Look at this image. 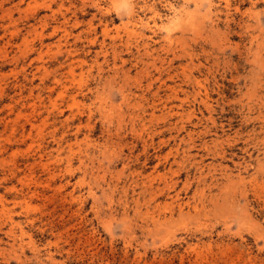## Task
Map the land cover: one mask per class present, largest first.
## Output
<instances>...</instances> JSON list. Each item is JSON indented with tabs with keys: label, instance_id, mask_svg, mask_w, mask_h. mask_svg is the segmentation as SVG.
<instances>
[{
	"label": "rangeland",
	"instance_id": "rangeland-1",
	"mask_svg": "<svg viewBox=\"0 0 264 264\" xmlns=\"http://www.w3.org/2000/svg\"><path fill=\"white\" fill-rule=\"evenodd\" d=\"M0 229V264H264V0H0Z\"/></svg>",
	"mask_w": 264,
	"mask_h": 264
},
{
	"label": "bare ground",
	"instance_id": "bare-ground-1",
	"mask_svg": "<svg viewBox=\"0 0 264 264\" xmlns=\"http://www.w3.org/2000/svg\"><path fill=\"white\" fill-rule=\"evenodd\" d=\"M2 209H3V208H2ZM4 215H5V214H4ZM1 228H2V227H1ZM0 230H1V229H0ZM12 232H13V231H12ZM6 235H9V234L6 233ZM10 235H11V234H10ZM12 240H15V239H12ZM16 240H17V239H16ZM14 243H16V242H14ZM10 245H11V244H10ZM10 245H9V246H10ZM12 245H13V242H12ZM13 246H14V245H13ZM4 249H5V248H4ZM4 249H2V250H4ZM4 251H5V250H4ZM4 251H3V252H4ZM12 251H13V250H12ZM12 251H11V252H12ZM3 252H1V253H3ZM9 253H10V252H9ZM3 254H4V253H3ZM0 255H1V254H0ZM14 255H15V254H14ZM17 258H19V257H17ZM19 259H20V258H19Z\"/></svg>",
	"mask_w": 264,
	"mask_h": 264
}]
</instances>
